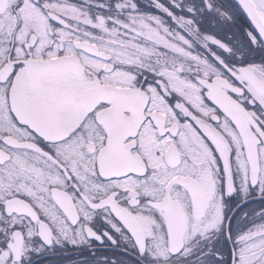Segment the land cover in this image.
I'll return each mask as SVG.
<instances>
[{
	"label": "snow or ice",
	"instance_id": "6c2138e0",
	"mask_svg": "<svg viewBox=\"0 0 264 264\" xmlns=\"http://www.w3.org/2000/svg\"><path fill=\"white\" fill-rule=\"evenodd\" d=\"M0 264H264V0H0Z\"/></svg>",
	"mask_w": 264,
	"mask_h": 264
}]
</instances>
